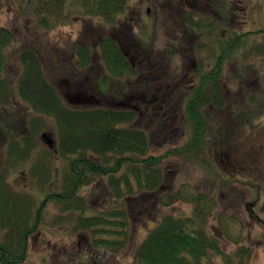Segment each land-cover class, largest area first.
I'll return each instance as SVG.
<instances>
[{"label":"trees","instance_id":"16d2710c","mask_svg":"<svg viewBox=\"0 0 264 264\" xmlns=\"http://www.w3.org/2000/svg\"><path fill=\"white\" fill-rule=\"evenodd\" d=\"M4 1L0 0V7ZM11 1L17 3V19L33 23L35 34L48 32L59 23L68 0ZM129 1L82 0L83 14L100 18L111 30L107 31L106 25L100 24L96 29L97 54L80 42H75L71 51L74 73L90 70L93 83L89 82L94 91L102 84L103 79L99 76L106 75L114 79L113 83L120 84L118 90L122 99L136 96L130 106L125 107L68 106L45 73L46 62L40 48L32 42H19L13 27L0 25V152L4 153L0 160V264H22L27 259L30 239L45 222L48 204L57 209L53 224L64 225L73 221H68L72 215H77L76 229L88 232L94 248L101 251L121 248L128 238L130 225L124 199L157 193L165 179L162 164L168 157L197 161L200 152L206 156V148L211 152L221 148L230 130H240L235 126L231 128L230 114L222 123H212L213 116L208 108L224 110L226 100L236 102L245 99V95L248 98L246 110L233 113L237 115L233 116L235 123L243 121L241 117L249 120L250 110L260 114L254 107L259 105L258 90L254 88L250 95L245 89L248 82L244 73L249 68L243 58L249 49L263 53L264 41L259 47L252 37L251 48H247L251 30L241 33L230 28L225 16L218 18L221 22L218 27L224 29L223 35L218 37L212 14L204 16L211 21L200 26L194 13L186 12L175 17L184 42L179 40V48L175 44L157 52L147 46L144 48L146 42L144 47L138 44L131 22L127 25L126 21H118ZM209 34L211 38H208ZM192 41H196L192 45L193 51L186 47ZM11 47L18 48L10 51ZM190 52L202 55L198 57L197 69L191 72L193 83H185L178 78L186 73L185 69L181 71L183 64L180 63L181 69L176 68L167 63L166 58L172 62L179 57L183 62ZM205 52L210 55H203ZM161 61H166L165 72L173 76L172 83L181 82V86L186 87L183 111L190 135L183 145L153 154L150 151L152 125L157 123L165 127L169 111L167 102L159 108L160 94L157 101H144L154 84L142 77L144 71L152 72ZM15 63L20 70L16 85L9 81L7 74ZM227 63L234 66L231 74L225 77L224 64ZM125 78H133L135 82L124 83L121 80ZM233 79L237 81L234 85L236 95L231 96L233 87L230 89L227 82ZM259 84V91H263V82ZM175 91L177 89L172 94ZM16 95L20 101H15ZM140 120L144 121V126H136ZM42 130L56 132L57 141L52 147L40 148ZM207 158L211 162V158ZM15 174L21 180L19 184L10 181L11 175ZM84 190L88 192L86 197L82 194ZM97 191L113 196L115 205L106 206L104 210L103 207L92 208L89 197ZM164 198L168 204L177 198L192 203L191 214L163 215L133 251L131 264H248L252 248L241 246L232 254L224 252L219 238L209 231L207 219L214 200L210 192L184 189L168 193ZM248 208L251 209L250 203ZM85 210L94 214L83 215Z\"/></svg>","mask_w":264,"mask_h":264},{"label":"rangeland","instance_id":"374dc122","mask_svg":"<svg viewBox=\"0 0 264 264\" xmlns=\"http://www.w3.org/2000/svg\"><path fill=\"white\" fill-rule=\"evenodd\" d=\"M81 2L82 0H68L64 7L62 19L56 26L49 29L48 32L39 31L33 34V23L17 19V3L5 0L0 7V25L5 24L8 27H13L19 42H32L40 48L46 62L45 73L58 90L65 104L73 108L121 107L119 100L114 99V96H119L118 86H120L119 83H113L115 82L114 79L106 75L99 76V79H103V81H101L100 88L98 90L95 88L94 91L90 86V82L93 83L90 70L81 69L78 70L77 74L74 73L71 51L75 42L90 46L93 53L97 54L98 34L96 29L100 27V24L106 25L107 31L111 30L109 29L110 25L100 18L85 16ZM225 9L228 10L225 11ZM186 12L194 13L196 22H199L200 26L209 23L211 20H206L204 16L212 14L211 17H214L216 27L221 23L218 18L226 16L230 28H236L241 33L251 30L247 48H251L252 37L255 42L260 44L259 47L264 41V0H215V2L214 0H130L126 10L119 15L118 21H126L127 25L131 22L134 26V38L138 44L144 47L146 42L144 48L147 46V48H153L158 52L175 44L177 48L180 47L179 40L182 38H180L179 24L175 21V17L178 13ZM223 30L219 27L216 29L218 37L223 35ZM201 33L204 36V32L201 31ZM203 36L200 37L203 38ZM210 36L211 34L208 38H211ZM181 41L184 42V40ZM195 42L192 41L185 45L193 51L192 45ZM17 48L11 47L10 51ZM134 54L136 53L134 52ZM187 54L188 56L184 57L183 62L182 58L179 57L177 60L176 58L173 59L172 62L169 58L166 60L167 63H172L176 68H180V63H182L183 70L181 71L185 69L186 73H184V77H178L179 81L193 83L191 72L197 69L198 57L202 54L196 52ZM203 55L209 56L210 54L205 52ZM94 59L99 61L97 60L98 57ZM243 59L246 60L244 63L249 68L247 73H244L248 82V87L245 89L250 92V95L254 88L258 90L259 98L257 101L259 105L254 107L260 114L256 115L254 111L250 110L248 113L249 120L241 117L240 119L243 121L239 122L240 119H238L239 123H235L233 116L237 115L233 113L240 114L246 110L245 103H247L248 98L245 95V99L236 100V102L234 99L226 100L224 110L208 108V112L213 116L212 123L219 121L222 123L224 118L229 117L230 114L233 119L231 128L235 126L240 130L237 132H234L233 129L230 130L221 148L212 152L206 148V156L205 153L200 152L197 161L187 160L180 156L168 157L162 164L165 179L157 193L136 195V197L128 198V200L124 199L130 225L128 238L121 248L117 250L111 248L106 251L94 248L89 242L88 232L85 233L76 229L77 215H72L68 220H73L68 222L73 224L64 223V225H60L58 222L53 224L52 221L57 209L54 205L48 204L45 209V222L31 237L29 254L22 264H131L133 251L143 240L148 230L163 215L169 213L181 217L191 214L193 204L184 201L182 198H177L169 204L164 202L166 194L184 189H196L207 194L210 192V195L214 197L207 226L209 231L219 238L224 252L232 254L238 247L247 246L252 248V256L248 264H264V90L259 91V83L263 82L264 84V52L249 49ZM167 63L161 61L160 64L155 65L154 73H152L153 71L150 72L151 74L144 71V77H142V80H150V83L154 84L153 88L149 89L150 93L158 95V92L161 94L164 90L168 99L169 114L165 120V127L158 126L157 123L152 125L153 135L151 134L150 151L153 154H161L172 146L183 145L190 135V126L183 111L184 101L187 97L186 87L181 86V82L172 83L173 76L165 72ZM233 66V63L224 64L225 77L231 74ZM19 71L17 63L10 66L7 71L9 81L15 85ZM121 81L129 84L135 82L133 78H125ZM227 83L231 85L230 89L233 87L230 95H236L234 92L236 79ZM175 89L178 92L175 91L176 93L172 94ZM75 94L84 97L86 95L89 98L83 103H77ZM132 96V99L128 98L130 102L135 97V95ZM14 99L20 101L17 95ZM143 99L153 102L156 98L144 97ZM130 102L125 101V104ZM18 105L22 107L19 102ZM223 111L224 114L222 115ZM152 120L154 119L152 118ZM48 124L54 129L50 120H48ZM136 124L139 127L141 124L145 125L143 120H140V123L136 122ZM42 133H45L54 142L57 141L55 131L53 133L42 130L39 137L40 148L46 149V143L41 137ZM3 154L0 152V160ZM207 156L211 158V162L208 161ZM59 162L62 163L61 160ZM11 180L18 184L21 182L16 174L11 175ZM82 194L86 197L88 192L84 190ZM89 198V205L96 210L101 207L104 210L106 206L115 205L114 197L109 196L108 193L104 195V193L101 194L97 191L94 196ZM249 203L251 205L250 210L247 209ZM88 214L94 213L89 210L83 212V215Z\"/></svg>","mask_w":264,"mask_h":264},{"label":"flooded vegetation","instance_id":"af4514ba","mask_svg":"<svg viewBox=\"0 0 264 264\" xmlns=\"http://www.w3.org/2000/svg\"><path fill=\"white\" fill-rule=\"evenodd\" d=\"M152 84V83H151ZM158 95H159V92H158ZM158 95H155V93H150V96H149V98L151 97V98H156L155 100H153V101H156L157 99H158ZM75 96V98H76V101L77 102H79V103H83L84 101H86L87 100V98H77V94H75L74 95ZM119 98H118V100H119V102L121 101V104L123 105V104H125V101H129L130 102V100L129 99H127V98H125V99H122L121 97H120V95L118 96ZM136 97V96H135ZM167 98V96L164 94H162V97H161V99H160V101H161V105H160V107L159 108H162V103H165V102H168V99H166ZM122 100H124V102L122 101ZM128 105V104H127ZM124 106H126V104L124 105Z\"/></svg>","mask_w":264,"mask_h":264},{"label":"water","instance_id":"95a60500","mask_svg":"<svg viewBox=\"0 0 264 264\" xmlns=\"http://www.w3.org/2000/svg\"><path fill=\"white\" fill-rule=\"evenodd\" d=\"M41 136L50 147L53 146L54 141L47 137L45 133H43Z\"/></svg>","mask_w":264,"mask_h":264}]
</instances>
